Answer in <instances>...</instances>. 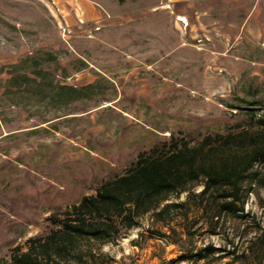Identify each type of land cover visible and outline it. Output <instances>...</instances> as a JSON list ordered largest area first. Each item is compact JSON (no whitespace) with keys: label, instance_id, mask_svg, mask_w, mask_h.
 I'll list each match as a JSON object with an SVG mask.
<instances>
[{"label":"rangeland","instance_id":"374dc122","mask_svg":"<svg viewBox=\"0 0 264 264\" xmlns=\"http://www.w3.org/2000/svg\"><path fill=\"white\" fill-rule=\"evenodd\" d=\"M261 119L264 0H0V264L141 154L254 133ZM256 170L243 213L215 219L195 183L169 197L184 206L167 221L122 226L87 262L255 264Z\"/></svg>","mask_w":264,"mask_h":264},{"label":"trees","instance_id":"16d2710c","mask_svg":"<svg viewBox=\"0 0 264 264\" xmlns=\"http://www.w3.org/2000/svg\"><path fill=\"white\" fill-rule=\"evenodd\" d=\"M34 74L40 77L41 70L37 68ZM23 76L26 81H37ZM77 93L72 87H61L55 96L67 94L70 97L65 95L62 100L68 101L76 99ZM259 125L261 129L254 133L246 131L218 141L207 139L199 145L175 144L162 155L155 151L152 155L141 154L128 174L104 183L96 196L84 197L62 218L53 217L56 228L45 237L30 239L27 250H17L11 264H89L88 258L96 257L87 250L88 245L112 241L122 226L132 229L138 219L150 213L159 221H167L184 206L166 203L169 197L183 194L199 182L204 187L201 201L211 209L203 203L201 206L210 209L215 219L243 213L246 184L255 180L256 165L264 162V119ZM251 250L255 264H262L264 230L255 237ZM198 256L200 260L205 258Z\"/></svg>","mask_w":264,"mask_h":264},{"label":"bare ground","instance_id":"6f19581e","mask_svg":"<svg viewBox=\"0 0 264 264\" xmlns=\"http://www.w3.org/2000/svg\"><path fill=\"white\" fill-rule=\"evenodd\" d=\"M181 20H184L183 18H180Z\"/></svg>","mask_w":264,"mask_h":264}]
</instances>
